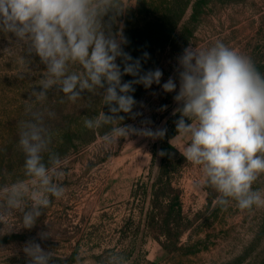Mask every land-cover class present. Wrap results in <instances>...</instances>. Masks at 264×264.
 Returning a JSON list of instances; mask_svg holds the SVG:
<instances>
[{
	"label": "rangeland",
	"instance_id": "374dc122",
	"mask_svg": "<svg viewBox=\"0 0 264 264\" xmlns=\"http://www.w3.org/2000/svg\"><path fill=\"white\" fill-rule=\"evenodd\" d=\"M103 22L113 33L122 31L127 41L123 51L140 59L141 74L157 68L163 73L159 85H133V113L138 115L120 113L122 125L166 129L165 135L176 131L178 58L189 46L204 49L222 41L250 57L264 73V0H117L115 13ZM116 63L123 71L121 58ZM44 72L38 56L28 55L12 34L0 32V187L24 179L19 139L21 123L31 118L25 110L30 100L34 111L45 113L50 151L65 162L60 181L65 195L52 199L33 228L22 227L19 212L0 224V264H28L23 247L29 242L54 251L51 264H78V256L79 264H104L124 250L126 264H264V208L242 211L234 201L220 206L214 189L197 186L200 168L180 153L183 139H171L179 152L172 178L181 190L182 234L178 239L175 234L170 239L149 234L140 223L142 203L133 193L138 181L151 184L156 178L162 165L157 146L165 135L134 134L105 146L100 137L110 126H84L86 117L100 111L110 114L99 92H85L72 103L53 89L45 101H36L32 91L39 90ZM170 77L177 88L167 93L162 85ZM133 79L123 75L122 83ZM253 188H264V176Z\"/></svg>",
	"mask_w": 264,
	"mask_h": 264
},
{
	"label": "clouds",
	"instance_id": "9594fccd",
	"mask_svg": "<svg viewBox=\"0 0 264 264\" xmlns=\"http://www.w3.org/2000/svg\"><path fill=\"white\" fill-rule=\"evenodd\" d=\"M116 7L117 0H0V32L12 34L28 55L35 54L45 66L39 90L33 89L32 96L42 102L56 89L75 103L85 92H99L110 114L100 111L86 117L84 126L89 130L110 126L100 137L105 146L134 134L160 138L166 132L122 125L120 113L138 115L133 113L137 104L131 95L133 85L146 89L159 85L163 73L157 68L141 74L140 59L123 51L127 41L122 31L113 33L103 22ZM178 64L179 91L174 100L180 105L175 110L180 118L175 138L186 140L179 151L200 168L197 186L214 189L222 207L234 201L242 211L264 208V188H253L264 176V73L250 57L222 41L204 49L185 48ZM72 66L79 70H71ZM123 75L135 79L122 83ZM162 88L171 93L177 84L170 77ZM31 103L25 109L31 118L21 123L19 139L25 155L24 179L0 187V224L19 212L25 229L33 228L53 198L65 195L60 183L65 162L50 151L45 113L34 111ZM23 252L28 264H51L56 257L35 242L27 243ZM79 260L78 256V264ZM104 264L126 262L113 253Z\"/></svg>",
	"mask_w": 264,
	"mask_h": 264
},
{
	"label": "trees",
	"instance_id": "16d2710c",
	"mask_svg": "<svg viewBox=\"0 0 264 264\" xmlns=\"http://www.w3.org/2000/svg\"><path fill=\"white\" fill-rule=\"evenodd\" d=\"M177 135V131L165 135L157 146L160 152H164L161 168L151 184L142 180L136 184L134 197L142 203L140 216L144 228L155 237L164 235L166 238L175 234L176 238L182 234V223L185 220L181 201V190L174 185L172 169L176 168L174 162L179 154L171 144V139ZM154 162V160H153ZM165 163H170V167ZM172 167V168H171ZM132 214L129 220H133ZM128 221L126 222L127 227ZM126 250L119 255L124 256Z\"/></svg>",
	"mask_w": 264,
	"mask_h": 264
}]
</instances>
